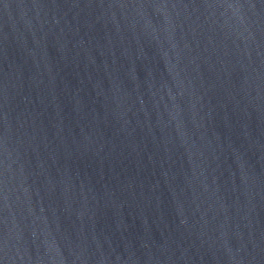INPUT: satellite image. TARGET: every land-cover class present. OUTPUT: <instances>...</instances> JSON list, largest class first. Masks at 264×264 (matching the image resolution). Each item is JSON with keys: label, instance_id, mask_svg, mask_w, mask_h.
Here are the masks:
<instances>
[{"label": "water", "instance_id": "water-1", "mask_svg": "<svg viewBox=\"0 0 264 264\" xmlns=\"http://www.w3.org/2000/svg\"><path fill=\"white\" fill-rule=\"evenodd\" d=\"M0 264H264V0H0Z\"/></svg>", "mask_w": 264, "mask_h": 264}]
</instances>
